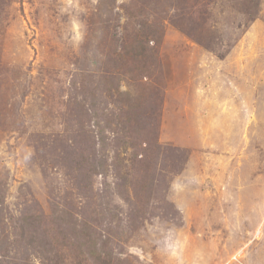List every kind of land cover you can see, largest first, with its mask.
I'll list each match as a JSON object with an SVG mask.
<instances>
[{
	"label": "rangeland",
	"instance_id": "obj_1",
	"mask_svg": "<svg viewBox=\"0 0 264 264\" xmlns=\"http://www.w3.org/2000/svg\"><path fill=\"white\" fill-rule=\"evenodd\" d=\"M0 264H264V0H0Z\"/></svg>",
	"mask_w": 264,
	"mask_h": 264
}]
</instances>
